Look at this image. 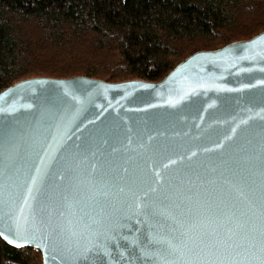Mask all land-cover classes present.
Listing matches in <instances>:
<instances>
[{
    "label": "water",
    "instance_id": "water-1",
    "mask_svg": "<svg viewBox=\"0 0 264 264\" xmlns=\"http://www.w3.org/2000/svg\"><path fill=\"white\" fill-rule=\"evenodd\" d=\"M0 238L43 264H264V32L158 82L1 91Z\"/></svg>",
    "mask_w": 264,
    "mask_h": 264
},
{
    "label": "trees",
    "instance_id": "trees-1",
    "mask_svg": "<svg viewBox=\"0 0 264 264\" xmlns=\"http://www.w3.org/2000/svg\"><path fill=\"white\" fill-rule=\"evenodd\" d=\"M264 32V0H0V92L29 78L164 79ZM0 264H43L0 238Z\"/></svg>",
    "mask_w": 264,
    "mask_h": 264
},
{
    "label": "snow or ice",
    "instance_id": "snow-or-ice-1",
    "mask_svg": "<svg viewBox=\"0 0 264 264\" xmlns=\"http://www.w3.org/2000/svg\"><path fill=\"white\" fill-rule=\"evenodd\" d=\"M17 246H21V245L18 244Z\"/></svg>",
    "mask_w": 264,
    "mask_h": 264
}]
</instances>
